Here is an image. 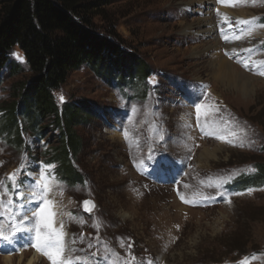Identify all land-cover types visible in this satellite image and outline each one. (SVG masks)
<instances>
[{"label":"rangeland","instance_id":"374dc122","mask_svg":"<svg viewBox=\"0 0 264 264\" xmlns=\"http://www.w3.org/2000/svg\"><path fill=\"white\" fill-rule=\"evenodd\" d=\"M108 1L95 23L138 54L150 76L122 88L82 67L55 92L59 106L85 102L95 109L88 125L74 128L81 146L74 165L84 180L67 182L58 164L48 163L62 144L53 120L44 140L22 134V147L14 130H5V110L32 78L15 48L22 71L6 68L0 76L5 202L10 174L17 173L24 192L41 173L53 178L48 199L72 264H239L253 254L251 264H264V185L234 189L264 164V76L257 74L264 70V0ZM202 127L225 139L206 136ZM86 200L95 205L88 214ZM30 243L16 242L21 252L0 251V264L9 256L26 264L35 251ZM39 254L36 264H50Z\"/></svg>","mask_w":264,"mask_h":264},{"label":"trees","instance_id":"16d2710c","mask_svg":"<svg viewBox=\"0 0 264 264\" xmlns=\"http://www.w3.org/2000/svg\"><path fill=\"white\" fill-rule=\"evenodd\" d=\"M108 0H5L0 20V76L7 68L20 73L21 65L12 59L15 48L23 53L32 78L18 91L5 110L8 127L14 130L21 147L27 133L44 140L49 128L61 132L62 144L48 163H57L60 177L79 183L83 175L74 165L80 154L75 127L88 125L95 109L85 102H56L55 92L69 76L88 67L108 84L126 88L143 83L150 76L149 65L133 50H127L113 32L99 30L95 18ZM3 118L0 119L2 121ZM257 172L240 179L234 189L264 185V164Z\"/></svg>","mask_w":264,"mask_h":264},{"label":"snow or ice","instance_id":"6c2138e0","mask_svg":"<svg viewBox=\"0 0 264 264\" xmlns=\"http://www.w3.org/2000/svg\"><path fill=\"white\" fill-rule=\"evenodd\" d=\"M221 2H223V0H221ZM237 23L250 25L252 21L240 20ZM261 26L264 27V25ZM224 39L227 41L228 37L224 36ZM18 58L20 57L18 56ZM243 64L245 68L249 67L247 61H244ZM259 64L264 65V61L259 62ZM253 66L256 67L255 64ZM257 74L264 76V70H260V68L257 67ZM60 99L63 101V97H60ZM200 108V105L196 106L198 120ZM217 111L219 110L217 109ZM205 124H207V120L205 121ZM201 130L206 136H215L217 139L222 140L225 139L223 135L215 131L207 130L204 127H202ZM228 135L233 138H238V134L234 131L229 132ZM127 137L128 133L125 132V139H127ZM226 142L233 143V140L228 139ZM19 171L20 170H17V172ZM16 177L17 173H12L8 176V180L11 182V198H9L7 202H5L4 197L9 196V190L4 185V182L0 181V251L5 250V248L11 249L19 239L18 234L26 233L31 241L30 246L44 255L50 261V264H72L71 260L64 258L63 226H60L61 230H57L53 220L56 213L50 210L55 203L48 199L53 187L56 186L53 182V178L47 176L45 173H41L36 181L30 186L29 190L24 192L19 190L20 185L17 183ZM185 187H188V185H185ZM252 191V189H249V193ZM178 195L182 202H192L179 192ZM18 200L24 201L19 204V207H17ZM31 201L41 202L38 206V210H32L29 212L26 209V203ZM90 204V201H84L85 211H91V208L89 207ZM92 207H94V205H92ZM5 224H7V228H5ZM32 233H34V237L32 236ZM12 250L19 251V249ZM255 259H257V257L253 254L251 257H245L239 262V264H251V261ZM82 264H87V261H82ZM149 264H151V262H149Z\"/></svg>","mask_w":264,"mask_h":264},{"label":"bare ground","instance_id":"6f19581e","mask_svg":"<svg viewBox=\"0 0 264 264\" xmlns=\"http://www.w3.org/2000/svg\"><path fill=\"white\" fill-rule=\"evenodd\" d=\"M36 203V202H35ZM34 201H31V202H28V203H26V208H28V210H38L37 208H35L34 207ZM55 208H54V206L53 207H51V211H54L55 213H56V215H57V211L56 210H54ZM54 216L53 217V220H54V224H55V226H56V228L58 227V221H57V216ZM57 230H58V228H57ZM22 234H24L25 236H28V234H26V233H22ZM21 234V235H22ZM25 236L23 237V240H21L20 239V237H19V239L17 240V243L19 242L20 243V245H26V243H27V241H30V239H29V237L28 238H25ZM32 236L34 237V233H32ZM65 245V244H64ZM23 247V246H22ZM67 247V246H66ZM19 247H17V244L15 243L13 246H12V248L10 249V248H5V250H8L9 252L10 251H12V249H18ZM32 249L33 250H35L34 252H33V256L32 257H30V259H28L27 260V263L26 264H36L37 263V261L39 260V257H40V254H39V252L35 249V248H33L32 247ZM25 250V249H24ZM14 252V251H13ZM19 252H21V250H19ZM20 255H21V257H20V260H19V263H21L22 261H24V255H23V253H20ZM5 262H6V264H12V258H11V256H9V257H6V259H5Z\"/></svg>","mask_w":264,"mask_h":264},{"label":"water","instance_id":"95a60500","mask_svg":"<svg viewBox=\"0 0 264 264\" xmlns=\"http://www.w3.org/2000/svg\"><path fill=\"white\" fill-rule=\"evenodd\" d=\"M86 201H90L91 204L89 205V207L91 208V211L94 209L95 205H94V202L92 200H86ZM92 205H94V207H92ZM83 210L86 214L90 213L91 211H85V206L83 204Z\"/></svg>","mask_w":264,"mask_h":264}]
</instances>
